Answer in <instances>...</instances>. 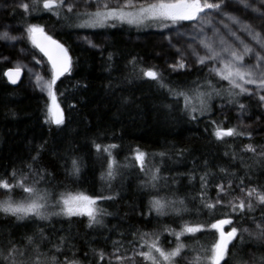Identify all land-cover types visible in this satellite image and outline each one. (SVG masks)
<instances>
[{
	"label": "trees",
	"instance_id": "1",
	"mask_svg": "<svg viewBox=\"0 0 264 264\" xmlns=\"http://www.w3.org/2000/svg\"><path fill=\"white\" fill-rule=\"evenodd\" d=\"M59 12L57 17L44 12L39 6L32 15H26L17 8L9 14L16 28L26 30L29 24H37L45 34L63 44L72 59V69L71 74L61 78L54 89L57 103L65 116V124L58 128L44 122L49 99L26 90L23 82L16 88L10 87L4 79V71L9 66L0 62V177L11 180L10 173L15 170L28 176L26 183L32 184L36 178L35 170L45 169L50 175L36 185L42 190L56 195L81 192L94 198L109 195L115 198L98 200V207L109 215L102 217V226L94 225L92 228L87 227L86 217L69 220L53 216L50 221L30 219L18 223L0 213V247L6 250L9 239L22 244L27 235L37 234L39 239L38 231L43 227L48 236V240L41 245L43 251L48 252L64 237L70 247L66 245L64 252L58 254L61 259L67 256L78 259L81 264H109L106 259L100 260L92 250L97 253L102 250L107 254L120 245L127 246L129 242L140 246L142 233L149 234V242L156 238L153 234H158L159 246L171 250L178 242L169 230L179 232L188 223L199 224L203 231L183 235L179 241L185 245L182 252L193 259L197 255L203 259L205 253L202 249H210L217 234L211 229L209 221L232 219L233 225H226V232L233 226L238 230L242 227L252 229L254 223L250 219L240 221L228 208L217 211L215 216H210L207 210L198 212L199 177L205 171L211 174L209 198L216 195V189L211 184L223 178L220 167L229 168L237 177L244 178L249 187L264 188V158L258 160L252 153L241 151L249 143L264 145V107H258V101L243 95L239 99L246 104V108L241 110L237 105L228 103L225 93L222 97L212 98L208 114L190 120L182 111L183 99L180 98L177 103L166 89L142 77L140 69L159 71L163 80L177 90L188 91L206 86L208 80L227 89V82L210 77L204 65L177 72L161 65L155 66L154 61L160 62L152 56L148 46L126 40V35L136 34L126 25L116 24L112 30L82 28L75 26L77 12L68 13L60 9ZM78 33L104 35L105 40L97 49H92L76 41ZM25 49L36 55L49 72L28 37ZM220 104L224 105L221 112L216 108ZM237 111L246 119L258 120L247 132L252 134V139L245 135L216 140L212 134L216 125L224 130L235 128L244 132L235 123ZM93 141L102 147L110 143L118 145L112 150L116 160L115 179L106 178L107 155L97 153ZM137 149L147 154L144 171L134 159ZM37 152L39 160L32 164L30 170L31 157ZM161 152L166 155L161 157L158 155ZM232 153H236V160L231 158ZM71 159L79 162V177L67 175L66 168H70ZM156 169H159L160 179L157 187L152 188L150 177ZM102 176L105 178L102 179ZM9 195L13 200L20 201L26 194L18 187H14L11 193L0 189V201ZM154 197L184 199L189 211L182 216L157 217L154 212L148 216L149 201ZM193 197L197 199L193 200ZM141 211L145 216H141ZM253 215L260 218L258 205L255 213L248 214ZM249 239L244 235L245 243L235 249L230 245V252H235L245 261L264 256V248L258 249L256 241L248 242ZM168 241L172 243L167 245ZM113 242L119 243L114 246ZM86 252L88 255H85ZM225 261L234 264L230 255H226Z\"/></svg>",
	"mask_w": 264,
	"mask_h": 264
},
{
	"label": "snow or ice",
	"instance_id": "2",
	"mask_svg": "<svg viewBox=\"0 0 264 264\" xmlns=\"http://www.w3.org/2000/svg\"><path fill=\"white\" fill-rule=\"evenodd\" d=\"M85 5L95 4V11L80 13L75 15L79 19L81 16L85 17L81 23L77 24L78 27H104L108 22L114 25L116 22L121 24H129L140 26L146 22H158L168 26L169 24L175 25L182 21H196L199 26V33L191 37L192 40H198L201 48L204 49V54H201L195 47H191V55L196 57V62L200 65L207 66L210 75H214L221 81H226L228 88L224 89L219 87L208 80L206 86L184 91L177 90L170 87L162 78V74L155 69L145 70L140 69L142 77L151 81H155L157 85L166 89L168 94L176 99L179 103L180 98L183 99L182 111L188 116L190 120H196L200 116H204L210 112V101L214 96H223L225 93L228 97L229 104H235L239 109L244 110L246 104L242 102L239 97L247 95L253 99L258 100V107H264V11L261 7L254 6V0H235L233 7L230 4L233 0H145L142 3H136L134 0H115V6L112 5V0H84ZM41 0H20L16 7L22 10L26 15H32L37 12ZM260 5L264 6V0H260ZM78 6L73 2L64 4V0H42V8L52 12L57 17L60 16L59 9L66 7L68 13L73 12V8ZM240 9V15L232 14L233 9ZM54 9L56 11H54ZM211 10V11H208ZM244 11L256 13L254 22L248 23L246 20L253 19L251 17L243 16ZM15 14V13H13ZM222 19L226 18L231 22V25L238 26L240 32L247 35L253 43L245 42L241 39L236 31H233L229 24L225 23L224 27L228 29L227 35L233 37L237 43L235 46L225 39L213 24L214 15ZM243 17V18H242ZM66 19L68 17H65ZM258 20L259 23H255ZM212 30V37L205 33V29ZM28 38L31 40L32 45L37 48L44 56L48 58L51 65V79L43 80L42 77H36L37 86L41 91L47 90L51 104L47 106V113L45 123L62 127L65 124V116L60 105L57 103V96L55 86L56 82L65 74H71L72 59L69 56L68 49L57 40L53 39L50 35L45 34L44 29L37 24H29L26 28ZM17 37L10 36L8 31L0 33V40L11 41ZM218 41V44H217ZM90 47H96L91 41H88ZM258 46V47H257ZM178 52L182 53L180 48ZM247 58V62H246ZM111 59V56H109ZM185 59L183 53L181 60L177 64H170L173 70L185 69L186 65L183 62ZM211 62V63H209ZM36 63H40L39 60ZM20 68L17 66L14 72L9 71L5 73L8 76L9 82L16 84L20 77ZM254 85L256 90H249L246 86ZM70 107H75L70 105ZM211 123L215 124V121ZM216 140L224 141L225 137L233 136H247L249 140L252 139L251 133H244L237 131L235 128L224 130L220 125H216L212 133ZM93 145L97 153H105L107 155V172L106 178L111 180L115 179L114 166L116 165L115 157L112 150L117 148L116 144H101L93 141ZM42 148V146H41ZM243 152L252 153L253 156L264 158V145L246 144L241 149ZM134 159L140 165L141 171H144V158L146 153L135 150ZM161 157L166 153H158ZM225 155H229L225 153ZM233 160L237 159L236 153L231 154ZM242 160L243 157H240ZM39 160V152L31 157V164L28 165L32 170V164L37 163ZM67 164V161H65ZM220 173L223 178L211 187L216 188L215 198H209L208 192L210 191L211 174L205 171L199 177L200 191H199V208L198 212L207 210L210 216H215L217 211H222L228 208L231 213H234L239 220L245 218L250 219L255 229L249 227H242L237 229L236 226L231 227L229 231H225V225H233L232 219L217 218L215 222H211V229L218 233V239L215 241L210 249H202L205 253L203 259L197 255L190 264H228L225 261L226 255L234 258V264H264V256L253 257L250 261H245L243 258L238 257L235 252H230L229 246L233 249L238 245L245 243L244 235L250 239L248 242L256 241L258 249L264 248V188L259 186L249 187L244 183V178L237 177L235 172L229 168L220 167ZM67 175L70 177H79L80 165L76 159H71L70 168H66ZM159 169L150 177V184L152 188L157 187V181L160 179ZM7 175V173H6ZM11 180L0 177V189H5L9 193L12 192L14 187L20 188L26 195L20 200L15 201L9 195L5 200L0 201V213L10 216L18 223L34 220V221H50L53 216L63 217L71 220L73 217H86L87 227L92 228L94 225H103L102 217L109 215L103 208L98 207V200H112L115 197L109 195L106 197L94 198L90 195L81 192L69 193L61 192L58 195L50 193L49 191L38 188L41 181L46 180L45 169H36L34 172L35 180L32 184H27L28 176L15 170H12ZM247 176V173L245 174ZM102 179L105 176L101 177ZM195 177H193L194 179ZM250 179V177H248ZM239 183H236V181ZM49 183H51L49 181ZM147 186V185H146ZM197 197H193L196 200ZM257 205L261 209V216L257 217L248 216L249 213L257 211ZM189 209L185 204L184 199L167 200L162 198H153L149 201L148 216L154 212L157 217L176 215L182 216L183 213L188 212ZM141 216L145 213L141 211ZM203 231L202 226L199 224L191 225L185 223L182 230L175 232L169 230L170 235L175 236V247L171 250H165L159 246L158 234H153L151 242L147 239L148 233H142L139 237L141 243L140 248H147V251L134 250L133 256L120 254V247H116L115 251L111 253V257L125 264L131 262L136 264L135 256H140L143 261H148L150 264H181V260L185 259L181 255L185 248L183 243H179L181 237L185 234H195ZM37 234L27 235L22 244H16L9 239L7 248L0 247V264L7 261L8 264H81L78 259H69L67 256L61 259L58 254L64 252L67 245L64 237L60 238L59 243L53 244L48 252L42 250L41 245L43 241L48 240L44 228L40 227ZM236 241V243H233ZM114 246L119 242H113ZM70 247V245H67ZM94 255H98L100 260L111 259L102 250L96 252L92 250ZM158 254V255H157ZM75 253H73V256ZM85 255H88L86 252ZM142 264V262H141Z\"/></svg>",
	"mask_w": 264,
	"mask_h": 264
},
{
	"label": "rangeland",
	"instance_id": "3",
	"mask_svg": "<svg viewBox=\"0 0 264 264\" xmlns=\"http://www.w3.org/2000/svg\"><path fill=\"white\" fill-rule=\"evenodd\" d=\"M19 2L20 0H16L13 6L15 7V9L17 8L16 4H18ZM28 2L30 3V0H28ZM70 2H73V0H64L65 5H67ZM134 2L142 3V2H145V0H134ZM234 2L235 0H233V3L230 4V7H233ZM75 3L78 5L73 8V12L75 13L76 12H80V13L91 12V11H95L96 9V5L94 3L85 5L84 0H75ZM112 5L115 6V0H112ZM254 6H259L261 7V10L264 11V6L260 5V0H254ZM40 7L42 8V0H41ZM60 10L67 11L66 7H63ZM43 11L47 12L48 14L52 13L50 11H45V10ZM54 11L56 10L54 9ZM208 11H211V10H208ZM240 12H241L240 9L234 8L232 14L240 15ZM213 15H214L213 24L215 25L217 29H219L220 33L224 35L225 39L228 40L229 43H232L235 46L237 41H235L233 37L227 35L228 29L224 27L225 23L229 24L232 30L236 31L237 34L240 36V38L244 39L245 42L254 44V42H251L245 33L239 31L238 26L231 25V22L228 21L226 18L222 19L219 16H215V14ZM243 16L253 18V19L246 20V22L252 23L254 22L256 13H252L250 11H244ZM84 18L85 17L83 16H81L79 19L76 18L77 20H75V26L81 23ZM255 23L258 24L259 21L255 20ZM116 24L119 25L121 23L116 22L113 25L112 22L110 21L104 27H95V28L82 27V28L112 30ZM123 25H126L133 32L134 31L136 32V34L133 33L132 35H126V40H128L129 42L133 44L146 45L150 48V50L153 53L152 56L156 58L157 61L160 62V63H157L154 61L155 66L161 65L162 67L167 68L168 70L172 72L189 70L191 68L200 66V64L196 62V57L191 55V47H195L201 54H204V49L200 47L198 40L194 41L191 39L193 35H197L200 31L199 26L197 25L196 21H182L175 25L169 24L168 26H165L164 24H161L158 22H146L145 24H142L140 26L129 25L126 23ZM4 31H8L10 36L17 37V39L11 40V41L0 40V42L4 43V45H2L3 52L1 54V63L8 65L9 68H12V69H16L17 66H19L20 70L24 74V78L22 81L24 88L30 91L31 93H37L49 99L47 90L41 91L40 88L37 86L36 77L40 76L43 78V80H50L51 72L48 66L47 67H48L49 72L44 68V65L42 64L41 60L36 55L32 54L31 51H27L25 49V45L27 44V37H28L27 31L20 29V28H16V26L9 27V28L6 27L5 29H2V33ZM205 33L209 37H212L211 29L206 28ZM75 38L78 43L83 44L92 49H97L99 47V44L105 40L104 35H92V34H87V33H78L76 34ZM88 41H91L93 44L96 45V47H90ZM217 44H218V41H217ZM177 48H180L182 50V53L185 57L183 61L186 65L185 69L173 70L172 67H169L170 64H177L181 60L182 53L178 52ZM37 60H39L40 63H36ZM246 62H247V58H246ZM155 66L151 65L152 68H155ZM207 72L210 75L208 67H207ZM210 77L217 79L218 81H221L219 80L218 77L214 75H210ZM246 87L249 90H256L257 92H259L258 89H255L254 85H247ZM253 100L258 101L257 99H253ZM49 101H50L49 103L51 104L50 99ZM223 107L224 105H221V104L216 106L219 112H221ZM238 112L239 111H237V116L235 119L236 125L240 128H243L244 133H247L248 130L251 131L252 126H254L256 121L258 120L255 118L246 119V117L244 118V116L239 115ZM252 229L253 230L255 229V225ZM217 239H218V233L216 234L215 241ZM171 243L172 241H168L167 245H170ZM212 246H210V248ZM134 250L147 251V249L140 248L139 245L134 244L133 242H129L127 246L123 245V247H120V254H125V251H126V254L128 256H133ZM114 251L115 249L107 253L109 258L111 259V264H120V262H118L115 259V257H111V253H113ZM181 255L185 257V259L181 260L182 264H190V262L194 260L191 256L187 255V253L182 252ZM106 260L109 262V259H106ZM250 260L251 258H248L247 261H250ZM135 261H136V264H141V262L142 264H150V262L148 261H143V258L138 255L135 256ZM125 264H131V262H125Z\"/></svg>",
	"mask_w": 264,
	"mask_h": 264
},
{
	"label": "flooded vegetation",
	"instance_id": "4",
	"mask_svg": "<svg viewBox=\"0 0 264 264\" xmlns=\"http://www.w3.org/2000/svg\"><path fill=\"white\" fill-rule=\"evenodd\" d=\"M15 2H16V0H0V33H2V29H5L6 27L7 28L15 27V24L12 21H10V19H9L10 12L13 9H15V7H13ZM2 45H4V43L0 42V48L1 49L3 47ZM2 52H3V49L0 53V62H1Z\"/></svg>",
	"mask_w": 264,
	"mask_h": 264
},
{
	"label": "water",
	"instance_id": "5",
	"mask_svg": "<svg viewBox=\"0 0 264 264\" xmlns=\"http://www.w3.org/2000/svg\"><path fill=\"white\" fill-rule=\"evenodd\" d=\"M34 49H35V51L44 59V61L46 62V64H47V66L49 67V69H50V72H51V65H50V63L48 62V58L46 57V56H44L43 55V53H41L37 48H35L34 47ZM16 69H12V68H7L6 69V71L4 72V79L6 80V83L10 86V87H12V88H16V87H18L21 83H22V81H23V78H24V74H23V72L20 70V77H19V79H18V82L16 83V84H12V83H10L9 82V79H8V76L7 75H5V73H7V72H9V71H12V72H14ZM67 74H65L64 76H66ZM64 76H62L61 78H63ZM60 78V79H61ZM59 79V80H60ZM58 80V81H59ZM57 81V82H58ZM57 82H56V84H57ZM226 226V225H225Z\"/></svg>",
	"mask_w": 264,
	"mask_h": 264
},
{
	"label": "crops",
	"instance_id": "6",
	"mask_svg": "<svg viewBox=\"0 0 264 264\" xmlns=\"http://www.w3.org/2000/svg\"><path fill=\"white\" fill-rule=\"evenodd\" d=\"M228 37V36H227Z\"/></svg>",
	"mask_w": 264,
	"mask_h": 264
}]
</instances>
